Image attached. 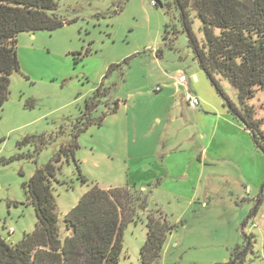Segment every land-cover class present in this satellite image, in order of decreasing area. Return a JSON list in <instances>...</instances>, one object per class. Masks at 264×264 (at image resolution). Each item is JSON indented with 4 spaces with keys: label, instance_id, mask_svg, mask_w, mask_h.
<instances>
[{
    "label": "rangeland",
    "instance_id": "obj_1",
    "mask_svg": "<svg viewBox=\"0 0 264 264\" xmlns=\"http://www.w3.org/2000/svg\"><path fill=\"white\" fill-rule=\"evenodd\" d=\"M154 4L57 0L62 28L17 36L20 69L9 78L0 112V237L14 245L34 231L22 185L70 146L76 121L100 89L94 123L78 136L73 156L55 164L60 238L65 215L91 188L134 185L150 191L147 210L174 225L155 264H227L243 244L246 264H264V153L200 69L177 18ZM190 18L204 43L200 21L194 13ZM170 23L178 34L167 46ZM110 65L122 72L106 77ZM179 73L190 79L196 110L184 103L187 91L174 81ZM217 81L228 102L244 111L230 83ZM244 106L264 133V92L256 90ZM40 136L43 147L17 145ZM140 216L124 229L119 264H141L145 213Z\"/></svg>",
    "mask_w": 264,
    "mask_h": 264
},
{
    "label": "trees",
    "instance_id": "obj_2",
    "mask_svg": "<svg viewBox=\"0 0 264 264\" xmlns=\"http://www.w3.org/2000/svg\"><path fill=\"white\" fill-rule=\"evenodd\" d=\"M165 1L158 6L172 20L177 18L200 69L226 102L228 111L242 121L264 153V133L259 130L260 123L253 120L252 110L244 106L256 90L264 92V0ZM57 8V0H0V112L9 96V78L20 69L17 36L62 28L66 22L56 14ZM191 13L201 23L202 44L192 32ZM177 34L176 26L167 24L164 43L171 46L170 38ZM116 70L122 72V66L110 65L106 77ZM217 77L227 80L235 89L244 111L228 102ZM100 94L97 89L86 103L85 111L74 126L70 146L23 183L26 201L32 205L37 222L34 231L24 234L14 245L0 237V264H119L124 229L141 221L140 214L144 213L146 240L140 249L141 264H155L160 259L174 225L169 224L159 211H148L150 191L134 185L108 190L91 188L65 215L62 225L66 236H59L54 196L55 164L61 157L73 156L78 148V136L94 123L90 115ZM101 122L102 118L95 121L96 125ZM27 144L43 147L45 137H26L17 143L20 148ZM247 250L245 244L236 246L227 264H246Z\"/></svg>",
    "mask_w": 264,
    "mask_h": 264
},
{
    "label": "built area",
    "instance_id": "obj_3",
    "mask_svg": "<svg viewBox=\"0 0 264 264\" xmlns=\"http://www.w3.org/2000/svg\"><path fill=\"white\" fill-rule=\"evenodd\" d=\"M174 81L178 86H183L187 91L184 95V103L186 104L187 108L190 110L198 109L200 107L199 100L188 90V83L190 79L187 78L184 74L179 73L174 77ZM9 232H12V230H10Z\"/></svg>",
    "mask_w": 264,
    "mask_h": 264
},
{
    "label": "water",
    "instance_id": "obj_4",
    "mask_svg": "<svg viewBox=\"0 0 264 264\" xmlns=\"http://www.w3.org/2000/svg\"><path fill=\"white\" fill-rule=\"evenodd\" d=\"M155 2H156V4H159V5L161 4L158 0H155Z\"/></svg>",
    "mask_w": 264,
    "mask_h": 264
},
{
    "label": "crops",
    "instance_id": "obj_5",
    "mask_svg": "<svg viewBox=\"0 0 264 264\" xmlns=\"http://www.w3.org/2000/svg\"><path fill=\"white\" fill-rule=\"evenodd\" d=\"M193 77H194L195 81H197L196 77L195 76H193ZM188 86H189V83H188Z\"/></svg>",
    "mask_w": 264,
    "mask_h": 264
}]
</instances>
